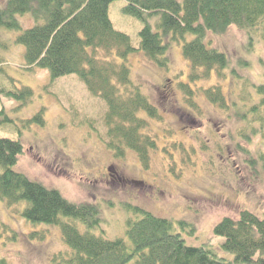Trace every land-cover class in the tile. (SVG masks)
<instances>
[{"label": "rangeland", "instance_id": "obj_1", "mask_svg": "<svg viewBox=\"0 0 264 264\" xmlns=\"http://www.w3.org/2000/svg\"><path fill=\"white\" fill-rule=\"evenodd\" d=\"M6 1L0 0V9ZM125 4L110 2L109 19L138 48L144 23L124 13ZM16 17L22 29L42 22L30 12ZM157 20L156 15L149 20L153 29ZM260 28L248 32L231 26L223 34H208L207 45L226 54L227 66L221 76L213 72L193 84L181 41L168 46L167 66L140 51L129 56L131 82L156 106L155 117L137 113L146 121L142 132L156 141L145 168L133 150L115 157L106 145L107 106L100 96L75 73L52 78L48 69L28 66L25 47L16 41L21 31L0 25V88L31 89L25 97L0 94V137L19 139L23 145L11 168L73 203L97 204L101 221L92 229L95 234L130 244L127 220L140 216L132 210L136 206L184 222L177 229L187 245L208 244L230 258L220 248L222 237L212 232L214 224L224 216L237 218L244 209L264 215V167L258 160L264 151V110L257 116L250 111L259 98L255 86L264 84ZM179 83H190L194 94H184ZM209 86L220 88L223 107L203 95L201 89ZM24 204L9 207L0 200V257L8 264H68L71 249L60 227L27 221L17 211ZM70 221L80 231L86 229Z\"/></svg>", "mask_w": 264, "mask_h": 264}, {"label": "trees", "instance_id": "obj_2", "mask_svg": "<svg viewBox=\"0 0 264 264\" xmlns=\"http://www.w3.org/2000/svg\"><path fill=\"white\" fill-rule=\"evenodd\" d=\"M112 1L7 0L0 9V25L21 31L16 41L25 47L28 66L46 68L52 78L75 73L92 94L100 96L107 106L103 120L106 145L115 157L133 150L147 168L156 141L142 132L146 121L137 113L142 110L155 117L156 106L131 82L129 56L140 51L154 63L167 66L168 46L181 41L192 84L207 80L213 72L221 76L228 62L226 54L208 46L207 35L223 34L231 26L250 32L261 25L264 39V0H125L122 11L144 23L138 32V48L127 34L113 27L108 15ZM26 12L42 22L22 29L16 15ZM154 15L158 16L155 29L149 22ZM179 86L184 94H194L190 83ZM201 90L212 104L224 106L218 86ZM255 90L259 98L250 111L257 116L264 110V84H257ZM30 93L27 87L15 91L0 88V94L9 97ZM189 103L197 108L194 101ZM261 120L263 127L264 117ZM254 132L256 128H252ZM22 152L19 139L0 137V200L9 207L25 202L17 211L32 224L59 226L62 240L71 249L65 260L68 264H264V215L244 209L237 218L224 216L214 224L212 232L222 237L220 248L231 254L229 258L208 244L187 245L177 229L184 222L133 206L140 216L127 220L128 244L122 238L109 239L92 231L101 221L97 204L73 203L56 189L13 170L11 166ZM258 160L264 167V151ZM70 220L83 223L86 229L80 231ZM0 264L8 262L0 257Z\"/></svg>", "mask_w": 264, "mask_h": 264}, {"label": "flooded vegetation", "instance_id": "obj_3", "mask_svg": "<svg viewBox=\"0 0 264 264\" xmlns=\"http://www.w3.org/2000/svg\"><path fill=\"white\" fill-rule=\"evenodd\" d=\"M161 88H164V85H161L160 89H161ZM110 169H111V168H110ZM114 173H115V171L112 170V172L109 174V177L111 176V177H110L111 179H113V178L115 177V174H114ZM111 179H110V180H111ZM132 181H133V180H132Z\"/></svg>", "mask_w": 264, "mask_h": 264}]
</instances>
